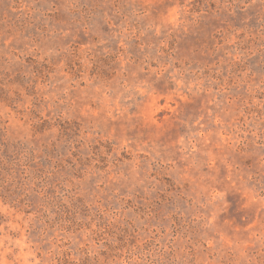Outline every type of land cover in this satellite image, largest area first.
Returning a JSON list of instances; mask_svg holds the SVG:
<instances>
[{"label":"rangeland","instance_id":"obj_1","mask_svg":"<svg viewBox=\"0 0 264 264\" xmlns=\"http://www.w3.org/2000/svg\"><path fill=\"white\" fill-rule=\"evenodd\" d=\"M0 15V264H264V0Z\"/></svg>","mask_w":264,"mask_h":264},{"label":"trees","instance_id":"obj_2","mask_svg":"<svg viewBox=\"0 0 264 264\" xmlns=\"http://www.w3.org/2000/svg\"><path fill=\"white\" fill-rule=\"evenodd\" d=\"M0 21H3V17L0 15Z\"/></svg>","mask_w":264,"mask_h":264}]
</instances>
